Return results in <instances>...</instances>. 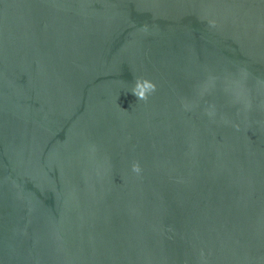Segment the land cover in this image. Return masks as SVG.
I'll list each match as a JSON object with an SVG mask.
<instances>
[{
  "label": "water",
  "instance_id": "obj_1",
  "mask_svg": "<svg viewBox=\"0 0 264 264\" xmlns=\"http://www.w3.org/2000/svg\"><path fill=\"white\" fill-rule=\"evenodd\" d=\"M0 264H264V0H0Z\"/></svg>",
  "mask_w": 264,
  "mask_h": 264
},
{
  "label": "clouds",
  "instance_id": "obj_2",
  "mask_svg": "<svg viewBox=\"0 0 264 264\" xmlns=\"http://www.w3.org/2000/svg\"><path fill=\"white\" fill-rule=\"evenodd\" d=\"M156 90V85L151 81L144 78H137L130 89V92L138 100L146 101L148 96L154 93ZM132 170L134 172H139V165L133 164Z\"/></svg>",
  "mask_w": 264,
  "mask_h": 264
}]
</instances>
